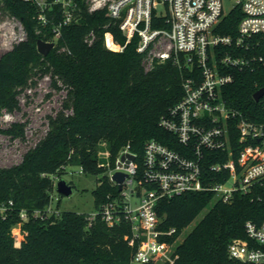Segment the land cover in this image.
I'll return each mask as SVG.
<instances>
[{
	"label": "trees",
	"instance_id": "trees-1",
	"mask_svg": "<svg viewBox=\"0 0 264 264\" xmlns=\"http://www.w3.org/2000/svg\"><path fill=\"white\" fill-rule=\"evenodd\" d=\"M45 1L48 7L42 9L27 0H0V11L20 19L26 31L24 39L0 56V115L3 109L18 107L17 93L36 83L37 76L48 73L52 86L66 90L61 108L48 116L47 133L23 153L20 162L0 165V202L13 201L12 212L0 219V264H130L137 248L125 238L130 224L110 226L100 214L91 222L89 213L72 210L44 219L30 215L23 223L20 248L14 246L11 229L19 222L22 208L33 211L51 202L55 180L69 164L103 174L94 190L98 209L107 193L116 190L106 174L109 166L100 157L105 144L110 166L121 148L130 144L141 170L148 140L155 138L181 150L176 136L160 125V118L182 97L189 70L171 59L159 61L150 46L138 50L140 35L128 40L120 20L110 17L106 9L90 11L89 0H72L76 5L68 23L60 1ZM242 17L237 4L223 17L219 31L235 34ZM56 26H60L57 38ZM106 31L124 46L122 50L107 47ZM39 39L55 42L48 54L39 52ZM233 73L234 79L222 88L223 98L233 109L264 122V95L254 98L264 86V64ZM25 127V122H14L0 130L24 140ZM230 133L237 142L235 125ZM214 159L207 160V168ZM156 208L162 227L178 229L169 240L184 235L176 241L179 256L173 264H224L229 243L246 236V222L264 221V184L257 186L254 195L237 193L231 202L220 200L213 191H187L160 199Z\"/></svg>",
	"mask_w": 264,
	"mask_h": 264
},
{
	"label": "built area",
	"instance_id": "built-area-1",
	"mask_svg": "<svg viewBox=\"0 0 264 264\" xmlns=\"http://www.w3.org/2000/svg\"><path fill=\"white\" fill-rule=\"evenodd\" d=\"M27 1L42 9L48 7L45 0ZM57 1L62 3L64 22L68 23L76 4L72 0ZM89 3L90 11L106 9L110 17L120 20L128 40L138 33V50L150 46V53L159 61L171 59L189 70L182 97L160 118V125L176 136L181 150L152 138L145 143L141 170L137 152L130 144L122 147L113 165L105 163L116 190L108 192L107 199L88 217L91 222L100 214L110 226L130 224L125 238L129 244H137L130 264H173L179 256L176 241L182 233L169 240L178 229L162 227L156 208L160 199L209 190L220 200L231 202L237 193L254 195L257 186L264 184V122L233 109L222 96L223 86L234 79V69L254 70L264 64V0H236L243 17L235 34L219 31L223 17L235 6L227 9L225 0ZM163 6L165 13L160 11ZM12 17L0 20V45L11 43L21 22ZM54 31L59 37L60 26ZM105 43L114 50L124 47L115 42L110 31L105 32ZM12 118L4 114L6 122ZM233 125L237 132L235 143L230 133ZM208 153L213 155L208 157ZM212 158L215 159L207 168V160ZM118 172L125 174L121 181L113 178ZM12 209L11 199L1 201L0 219H6ZM61 212L50 202L33 211L22 208L20 216L25 220L30 215L44 219ZM245 228V237L229 243L228 261L224 264H264V221L249 220Z\"/></svg>",
	"mask_w": 264,
	"mask_h": 264
},
{
	"label": "rangeland",
	"instance_id": "rangeland-1",
	"mask_svg": "<svg viewBox=\"0 0 264 264\" xmlns=\"http://www.w3.org/2000/svg\"><path fill=\"white\" fill-rule=\"evenodd\" d=\"M227 9L236 4V0H225ZM162 13L166 12L163 7ZM13 19L10 14L0 11V20ZM15 20V19H14ZM14 37L8 45H0V56L10 50L12 46L26 36V31L21 22L16 26ZM32 83L21 88L17 93L18 107L13 110L3 109L0 115V126L4 129L14 122H25V139L13 138L3 130H0V165L9 166L21 161L23 153L34 146L36 142L47 133L48 116L54 115L61 108V103L66 95L64 88L58 89L51 84L50 74H44L35 78ZM9 113L13 118L6 122L4 114ZM103 163L108 161V145H103L100 151ZM108 172V171H107ZM109 173V172H108ZM108 173H106L108 175ZM103 174L95 175L82 170L78 164H69L55 180V188L52 193L51 206L61 211L72 210L77 212L92 213L97 210L95 188ZM63 178L73 185L70 195L59 193L56 188L57 181ZM208 207L203 209L194 221L185 228V233L195 225L204 215ZM25 219L20 216L19 222L13 225L12 237L15 247H22L24 241L23 223ZM184 236V235H182Z\"/></svg>",
	"mask_w": 264,
	"mask_h": 264
},
{
	"label": "water",
	"instance_id": "water-1",
	"mask_svg": "<svg viewBox=\"0 0 264 264\" xmlns=\"http://www.w3.org/2000/svg\"><path fill=\"white\" fill-rule=\"evenodd\" d=\"M54 45H55V42L46 41L44 39H39L37 42V47H38L39 52L44 55L48 54L52 50ZM263 95H264V86L259 88L258 91L254 93V98L255 100H259ZM133 156L134 155H131V157ZM124 176H125L124 173L118 172L113 175V178L121 181L123 180ZM56 188L59 191V193L64 194V195H70L73 191V185L63 178H60L57 181Z\"/></svg>",
	"mask_w": 264,
	"mask_h": 264
}]
</instances>
